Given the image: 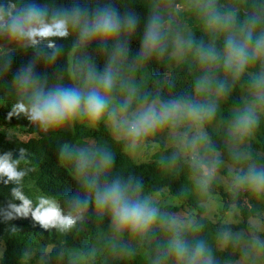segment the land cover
<instances>
[{"label": "trees", "instance_id": "trees-1", "mask_svg": "<svg viewBox=\"0 0 264 264\" xmlns=\"http://www.w3.org/2000/svg\"><path fill=\"white\" fill-rule=\"evenodd\" d=\"M33 3L49 10H68L73 4L94 10L110 4L121 16L134 17L136 23L132 30L121 32L118 40L125 51L114 62L112 49L115 41H108L103 46L99 41L81 44L71 29L64 38H50L56 46L54 53L46 47L48 40L33 47L18 39L7 50L4 45L8 34L0 32V156L9 154L11 159L19 161L17 169L24 173L18 183L9 181L6 184V177L0 178V264H29L28 259L34 251L37 252L35 258H41L49 247L52 249L45 264H57L63 254L67 255L73 249L89 264H182L171 247L174 239H179L187 250L202 242L210 255L211 264H234L239 259L235 245L229 243L226 248H221L220 242L225 232L238 230L241 226L214 223L203 217L205 210L202 204L210 196L220 194L225 210L237 205L247 216L248 206L257 202V192L249 188L225 191L212 176L207 178L206 185H199L201 169L193 163V157L176 145L168 147L160 143L156 136L148 135L137 142L147 144L145 141L152 140L159 143L160 148L151 160L136 161L129 155L131 150L128 153L127 140L116 138L106 119L90 124L86 123L87 120L76 119L42 132L25 116H9V113L21 99L16 72L30 62L34 64L37 76L46 81V87L56 84L80 87L89 70L101 75L111 64L116 77L110 93L114 106L123 100L117 87L125 86L126 76L135 81L134 101L129 111L141 106L145 99L208 100L216 104V113L221 112L232 119L230 110L240 108L250 97L251 76L264 68V60L251 63L239 79L232 81L223 71L219 58L211 63H201L198 52L202 47L211 46L219 57L224 36L228 32L238 33L245 21H255L254 38L264 33V0H0L3 11L12 13ZM208 4L220 13H234V24L226 31L210 30L206 26ZM178 7L182 9L176 10ZM153 17L160 21L162 51L145 56L142 53L143 36L147 23ZM178 37L184 39L180 61L173 57ZM38 49H42L39 55ZM205 72L215 80L228 81L225 94L218 96L212 91L204 97L197 91L196 81ZM262 111L264 109L259 110ZM182 122L172 126L192 137L190 126L193 123L188 120ZM259 127H254L255 133L259 132ZM203 128L210 140L209 145L220 151L222 161L235 168L245 166L244 171L250 164L264 168V157L254 154L255 150L264 152V143L252 142L249 150L252 159L240 161L219 133L212 129L209 121L204 122ZM25 136L30 138L25 139ZM104 154L110 156L106 164L101 159ZM82 157L87 159L88 164L81 171L77 164ZM117 180L127 186L134 198L150 201L154 194L166 192L177 199L179 206H160L161 213L172 214L186 209V206L191 207L196 223L183 227L157 219L144 232H117L110 214L95 207L93 193L88 187L89 181L102 187ZM16 187L33 202V206L39 197L44 196L64 211L71 210V200L77 197L81 201L86 199L87 207L82 208L70 228H44L32 219L30 213L24 216L12 212L10 205L20 204L12 196V189ZM150 203L157 207L154 202ZM260 235L264 236V233ZM101 245L114 258L105 259Z\"/></svg>", "mask_w": 264, "mask_h": 264}, {"label": "clouds", "instance_id": "clouds-1", "mask_svg": "<svg viewBox=\"0 0 264 264\" xmlns=\"http://www.w3.org/2000/svg\"><path fill=\"white\" fill-rule=\"evenodd\" d=\"M235 22L232 12H218L211 4L206 5V26L213 31L227 30ZM135 19L131 15L121 16L110 4L89 10L80 4H73L70 9H51L28 4L15 13L4 12L0 5V32L10 38L24 39L36 47L43 40H48L46 47L55 52V45L50 38H64L70 29L76 33L78 41H99L101 46L108 41H115L112 49L113 62L124 54V47L118 38L122 31L132 30ZM161 25L157 17H153L146 25L142 53L145 56L162 51L160 48ZM255 21H245L238 33L228 32L224 36L223 49L218 57L214 47H202L198 52L201 63H211L220 59L223 71L235 81L245 73L248 66L258 59L264 60V33L253 36ZM42 49H38V55ZM115 72L111 64L101 75L89 70L80 87H67L56 84L46 87V81L37 76L32 62L19 68L16 81L20 89L21 99L12 106L9 116L23 115L40 131L48 132L63 126L65 123L83 118L89 123L101 119L111 121L113 127L127 140V147L133 148L139 140L154 133L157 129L176 125L184 120L191 121L201 130L187 141L190 148L205 141L202 127L216 113L213 101H160L145 99L141 106L129 111L131 100L125 97L118 106L112 104L111 91L115 84ZM197 91L204 97L214 91L216 95L225 94L228 90L227 80H215L207 72L195 84ZM264 109V68L254 73L250 79V97L238 108L228 126V135L236 144H243L245 138L256 126L259 110ZM106 164L110 156L101 157ZM19 161L11 159L9 154L0 156V178L18 183L24 175L17 169ZM193 163L201 169V186L206 185L218 159L206 163L193 157ZM88 161L81 158L77 167L83 170ZM205 169H207L205 171ZM238 183H247L253 188H264V168L249 167L237 175ZM92 191V201L96 208L110 214L113 228L117 232L147 231L158 218V210L147 198H134L129 194L127 186L120 181H113L97 187L94 181L88 182ZM14 199L19 205H10L16 215L27 216L44 228L64 230L73 226L78 213L87 207L88 201L72 198L71 210L64 211L56 202L41 196L33 206V202L20 190L12 189ZM77 213V214H74ZM11 215V213H9ZM178 261L182 264H211L210 255L202 242H197L191 250H187L179 239L171 244Z\"/></svg>", "mask_w": 264, "mask_h": 264}, {"label": "rangeland", "instance_id": "rangeland-1", "mask_svg": "<svg viewBox=\"0 0 264 264\" xmlns=\"http://www.w3.org/2000/svg\"><path fill=\"white\" fill-rule=\"evenodd\" d=\"M182 9L178 7L176 10ZM25 44H29L26 40L22 39ZM184 39L182 37L177 38V49L173 54V57L176 61H180L183 56V45ZM18 39L10 38L9 36L5 37L6 48H11L14 42H17ZM126 84L124 87L118 86L117 88L120 91L122 99L125 97L130 98L131 105L134 101V95L132 92L135 88L134 78L124 77ZM130 105V106H131ZM237 109H231V113H234ZM262 115V121L260 117L256 126L259 127V132L255 133L254 129L251 133L245 138L243 144H236L228 135V126L231 121V118L224 116L221 112L215 113V116L210 120L212 129L219 133L222 141L230 149V151L240 160L244 161L247 159H252V156L249 153L250 146L252 142L255 143H264V111L259 112ZM106 119V118H105ZM80 121L85 119L80 118ZM104 120V119H101ZM108 121L109 127L113 129L114 136L116 138H124L122 133L118 132L112 125L111 121ZM90 124L89 122H86ZM86 124V125H87ZM259 124V125H258ZM182 125L185 126L182 122ZM204 125V124H203ZM90 126V125H88ZM192 136L196 135L201 129L192 124ZM202 131L205 134V141L202 143H197L194 148H190L187 145V141L191 139L184 132L178 131L174 126H166L161 129H157L154 133L150 134L156 136L157 140L163 142L168 147L172 145L178 146L182 152L185 154H190L191 157H196L197 160L204 161L206 163L212 161L214 158L218 159L219 163L216 165L214 171H212L211 176L218 186H222L225 191L234 192L239 188H249L258 193L257 202L255 205L248 206V213L245 216L241 209L237 205L230 206L229 210H225V202L220 194H215L209 197L207 202L202 204L204 208L203 217L211 220L214 223L221 222L225 225L231 226H241L238 230H229L224 233L223 238L220 242L221 248H226L229 243L235 245V251L239 253V259L234 264H264V236H261L260 233H264V188H253L247 183H238L236 181L237 175H240L244 172V167L235 168L228 162H224L220 159V151L215 150L209 145L210 140L206 135V130L202 127ZM29 136H25V139H29ZM139 142L133 148H128V153L136 161L145 162L151 160L152 155L157 152L160 148L159 143H155L152 140ZM258 156L264 157V152L255 150V153ZM251 165V166H250ZM250 167H257L256 164H250ZM248 167V166H247ZM249 168V167H248ZM207 169H205L206 171ZM150 202H154V205H157L156 209L158 210V218L164 219L166 222H172L183 227H190L196 223V217L193 214V208L187 207L186 209H181L176 213L163 214L160 211V206H179L177 199L171 197L166 192H159L154 194ZM258 233L259 235H257ZM102 249V254L105 259L114 258L110 256L107 248L100 246ZM51 247L47 248L41 258H35L37 252H33L31 257L28 259L29 264H45L46 260L49 259V253ZM57 264H89L84 260L82 255L75 249L67 255L63 254L59 259Z\"/></svg>", "mask_w": 264, "mask_h": 264}]
</instances>
